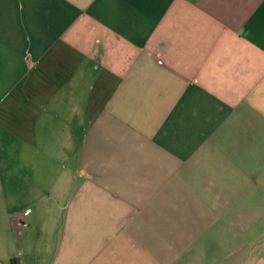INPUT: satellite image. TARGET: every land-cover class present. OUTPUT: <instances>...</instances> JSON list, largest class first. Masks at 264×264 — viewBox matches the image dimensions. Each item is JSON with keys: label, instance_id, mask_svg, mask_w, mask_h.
<instances>
[{"label": "crops", "instance_id": "obj_1", "mask_svg": "<svg viewBox=\"0 0 264 264\" xmlns=\"http://www.w3.org/2000/svg\"><path fill=\"white\" fill-rule=\"evenodd\" d=\"M19 263L264 264V0H0Z\"/></svg>", "mask_w": 264, "mask_h": 264}, {"label": "built area", "instance_id": "obj_2", "mask_svg": "<svg viewBox=\"0 0 264 264\" xmlns=\"http://www.w3.org/2000/svg\"><path fill=\"white\" fill-rule=\"evenodd\" d=\"M23 214L25 215L26 214V211ZM19 264H22V263H19Z\"/></svg>", "mask_w": 264, "mask_h": 264}]
</instances>
